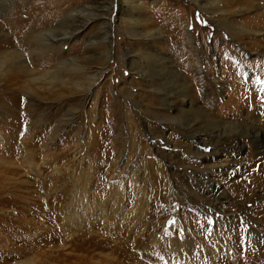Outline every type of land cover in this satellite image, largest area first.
<instances>
[{
    "label": "rangeland",
    "instance_id": "1",
    "mask_svg": "<svg viewBox=\"0 0 264 264\" xmlns=\"http://www.w3.org/2000/svg\"><path fill=\"white\" fill-rule=\"evenodd\" d=\"M140 2L164 32L147 50L173 59L187 100L264 123V50L250 43L264 44V0ZM116 3L0 0V264H264V190L231 194L264 151L241 128H203L218 151L187 132L163 97L171 69L134 74ZM189 149L217 165L211 182ZM76 210L87 218L70 224Z\"/></svg>",
    "mask_w": 264,
    "mask_h": 264
},
{
    "label": "bare ground",
    "instance_id": "2",
    "mask_svg": "<svg viewBox=\"0 0 264 264\" xmlns=\"http://www.w3.org/2000/svg\"><path fill=\"white\" fill-rule=\"evenodd\" d=\"M194 2L197 5V8L199 7L203 11L211 10V9H209L210 7L206 6L205 2L202 3L203 0H194ZM116 6H117V8L121 9V12L123 13V16L121 17V19H122V23L126 26V29L129 30L128 33L131 35V37L136 38L135 41H136L137 48L134 50L127 51V53H130L131 58L129 59V61L131 62V64L132 65L137 64V66L136 65L134 66V69H135L134 74L137 75L138 77H140V76L144 77V79H145V76L147 78L149 76L148 75L149 72H147V70H145V69H147L146 67H148V68L154 67L155 69H169V70L171 69L170 71L173 72V74H175L176 78L172 81L170 80L171 83L168 84L167 87L165 88L166 94H165V96L163 95V97L171 98L173 101L172 100H170V101L174 105L173 107L177 108L183 115H185L187 121L181 122V124L185 126L184 128L187 130V132L192 134L194 137H197L196 139L198 142L201 139L204 140L207 136V137H209L208 139H210V142L213 143L214 138L217 137V139H218L219 134L218 133L215 134L216 132L214 133V131L213 132L209 131V132H205L206 136L201 137L200 133L203 132V131H201L203 128L211 127V126H213V127L227 126V127L232 128V129L233 128L234 129L241 128L242 130H244L243 135L248 134V136L253 140V142H254L253 145H255V148L261 149L262 151H264V123L257 124L255 122L248 121V119L241 120V121L233 120L230 117L229 118L228 117H226V118L225 117L224 118L223 117L215 118L216 116H213V114L210 112V110L208 108H204L203 106H199L197 103H193V102H191V100L186 99L187 98L186 96H187V93L190 89V86L187 85L185 75L182 73L181 69L176 66L175 62L173 61V59H171L170 56L162 53L163 49L160 48L159 50L158 49L157 50L156 49L155 50H147V48L151 49V47H153V45L158 47L163 43L162 41H163V37H164V32H162V30H160L158 27H155V25L145 24L146 19L142 15V11L144 8L143 2H140V0H117ZM67 12L70 16H72L71 10H69ZM263 12L264 11L261 10L260 13H263ZM205 13H207V12H205ZM232 24L235 26L239 25L237 23H232ZM237 29H238V32H237L238 35H245V33H251V34L253 33L255 35H261L262 34L261 30L256 29V28L254 29V28L247 27L244 24L239 25L237 27ZM153 40H155V42H154L155 44L152 43ZM250 43L254 44L255 47L259 46L262 48V50H264V44H262L260 46L259 41L250 40ZM145 45H146V49L142 50V47H144ZM54 46L56 47V45H54ZM164 51H166V50H164ZM141 65H144V66H141ZM152 70H154V69H152ZM155 79H157V78H155ZM154 85L158 87V84L154 83L153 86ZM159 85H160V83H159ZM163 99H165V98H163ZM165 100H167V99H165ZM165 102H167V101H165ZM168 104H169V102H168ZM229 114H232V112L229 111ZM237 125H238V127H237ZM213 127H211V128H213ZM215 129L216 128H214L213 130H215ZM238 130H235V131H238ZM235 141H240V138L239 137L236 138ZM216 143H213V149L218 151L219 148L216 146ZM179 146H182V145H179ZM242 146L243 145L241 143L236 145V147H235L237 149L236 153H238L242 150ZM132 147H135V144ZM190 147H192V146H190ZM186 152L193 154V159H192L193 161L191 162V164H193V162H195L197 160H198L197 162L201 163V166L199 165L200 166L199 170L197 168H195L198 170L196 172L201 171L202 175H206L207 180L211 182L213 179L211 174H214V172H215L214 170L216 169L217 165L215 166L214 164L208 163L206 154L202 155L203 153L198 151V149L193 150V152L191 151V149H189ZM196 156H197V158H196ZM118 158L119 159L116 162V164H120L121 161H123L124 155L122 154ZM199 159H201V160H199ZM125 162H126V160H125ZM251 162H252V160H250L247 164H249ZM127 164H128V161H127ZM252 165H254V164H252ZM260 165H261V163L259 164V166L257 168L251 170L247 175H245L243 179H240L238 181V182H242L243 185H241L238 182H236L234 184L235 188L232 189V191H231L232 196L233 195L235 197L239 196V197H241L240 199L243 200L247 196H250L252 194L256 195L259 192L264 190V165H262V166H260ZM190 167L194 168L195 166H190ZM230 171L232 173L235 172V170H233V169H230ZM159 174L161 175L160 169L155 167L153 170H151V174L149 176L153 175L152 177H155L156 178L155 180H157ZM161 177H162V175H161ZM250 185H252V186L250 187ZM154 187H157V186H154ZM193 194H196V193L193 192ZM196 196H198V195L196 194ZM81 199H82V197H81ZM81 199H78V201H80ZM80 203H81V201H80ZM263 205H264V201L262 203L258 204L257 210L261 209V206H263ZM82 206H84V203H82ZM137 213H139V212H137ZM70 217H72V218H70V220H71L70 224L72 223L74 225H78L79 223H81V220H83V218L85 216L83 217L81 215V213L78 210H76L72 214H70ZM95 217H98V215H95ZM85 218H87V217H85ZM77 220H78V223L76 222ZM82 225H83V223H82ZM122 251L124 252V249ZM212 252L215 253L216 251L212 250ZM128 255L132 256L131 254H128ZM78 264H90V263L88 261L82 262V260H81L80 263H78ZM138 264H140V263H138Z\"/></svg>",
    "mask_w": 264,
    "mask_h": 264
}]
</instances>
